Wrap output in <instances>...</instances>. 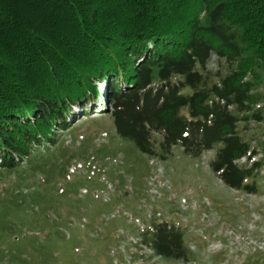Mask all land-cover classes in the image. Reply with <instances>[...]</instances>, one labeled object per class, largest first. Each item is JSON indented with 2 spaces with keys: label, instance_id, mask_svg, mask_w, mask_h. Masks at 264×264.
<instances>
[{
  "label": "trees",
  "instance_id": "trees-1",
  "mask_svg": "<svg viewBox=\"0 0 264 264\" xmlns=\"http://www.w3.org/2000/svg\"><path fill=\"white\" fill-rule=\"evenodd\" d=\"M212 55L225 62L224 76L207 72ZM261 71L264 0H0V171L20 183L17 193L0 192V243L13 241L0 263L34 264L35 253L38 264L82 263L74 238L56 233L67 219L59 207L73 204L50 183L69 165L58 132L96 108L153 158L179 147L199 159L220 145L211 173L257 193L249 180L264 159L253 160L238 126L262 121ZM182 233L153 223L137 239L158 258L190 262Z\"/></svg>",
  "mask_w": 264,
  "mask_h": 264
},
{
  "label": "rangeland",
  "instance_id": "rangeland-1",
  "mask_svg": "<svg viewBox=\"0 0 264 264\" xmlns=\"http://www.w3.org/2000/svg\"><path fill=\"white\" fill-rule=\"evenodd\" d=\"M206 70L224 76L226 64L212 55ZM255 89L263 96L255 108L263 115L262 121L241 122L238 132L257 152L253 160L261 161L264 71ZM76 108L74 112H78ZM98 110L86 116L72 115L68 120L71 128L58 132L57 139L70 146L69 165L63 178L50 183L52 192L69 194L72 206L82 203L70 210L63 204L59 207L67 219L56 231L64 240L74 238L79 245L75 253L83 260L80 264H264V163L260 174L249 180L258 192L236 191L223 186L209 168L220 145L199 159L187 156L179 147L166 159L153 158L121 139L111 115ZM27 170L25 167L21 173ZM40 179L48 180L47 175ZM18 180L17 174L0 171V192L17 193ZM21 216L17 222L28 221ZM49 217L55 219L52 213ZM163 222L183 232L190 262L164 260L139 246V232ZM2 241L0 248L13 243L8 235ZM38 257L35 253L34 264Z\"/></svg>",
  "mask_w": 264,
  "mask_h": 264
},
{
  "label": "built area",
  "instance_id": "built-area-1",
  "mask_svg": "<svg viewBox=\"0 0 264 264\" xmlns=\"http://www.w3.org/2000/svg\"><path fill=\"white\" fill-rule=\"evenodd\" d=\"M138 240V239H137Z\"/></svg>",
  "mask_w": 264,
  "mask_h": 264
}]
</instances>
